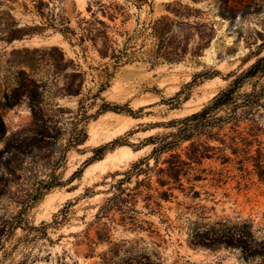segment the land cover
I'll return each instance as SVG.
<instances>
[{"label":"rangeland","instance_id":"rangeland-1","mask_svg":"<svg viewBox=\"0 0 264 264\" xmlns=\"http://www.w3.org/2000/svg\"><path fill=\"white\" fill-rule=\"evenodd\" d=\"M31 1L0 0V36L2 29L9 28L13 22L28 26L40 24L38 18L26 12V8L32 7ZM43 1L56 3L73 19L78 13L88 16L85 10L88 0ZM173 1L155 0L154 13L148 14V8H145L140 12V20L167 14L166 4ZM179 1L200 9L203 21L214 23L215 36L209 47L196 59L188 53L179 63H160L152 68L146 62H133L118 69L102 96L112 104L129 108L134 115L108 112L91 119L86 127V143L69 150L64 161L60 160L59 148L43 150L39 154L28 148L24 155L18 154V139L32 141L33 130L41 126L34 123L25 97L10 109L0 108L5 130L0 135V229L20 210L19 203L32 185L46 180L54 168L57 167V173L67 181L85 162L89 163L73 182L51 190L27 212L29 227L2 233L0 264H264L261 255L264 186L259 183L251 165L245 164L243 171L239 169L230 149L222 153L209 151L213 158L204 159L199 166L193 165L195 170L190 171L189 177L201 174L206 178L191 182L200 193L197 199H191L192 193L188 190L187 196L176 190L177 198L162 202L161 208L151 216L142 198L123 207L127 211L124 214L112 209L109 202L114 195L133 200L132 189L137 179L135 176L129 179L127 173L140 160L154 166V146L150 144L153 139L175 132L176 120L200 111L226 89L232 80L229 74L245 70L253 60L245 64L243 60L260 43V17L230 23L219 16L214 5L216 0ZM130 13L133 16L124 26L127 30L134 28L136 20L135 10L131 9ZM51 47L62 50L67 57H76V52L62 36L50 29L11 44L0 41V104L5 102L3 96H11L17 90L20 70L37 83L41 82L39 79L46 74L47 68L45 63L37 67L36 61L40 57L46 60ZM86 56V61L79 59L85 70L89 65L100 63L92 51ZM21 62H28L32 69L21 67ZM211 70L218 71L219 75L212 79L198 78L193 86H188L196 73ZM46 86L50 88L51 84L48 82ZM42 107L45 120L50 116L52 121L46 122L44 128L54 126L59 120L56 125L62 137L58 146L62 150L76 100L47 96ZM94 112L95 109L90 111L91 114ZM260 123L263 129L260 139L264 141V118ZM20 132L23 133L18 134ZM117 138H122L123 146H113L103 152L101 159L91 162L95 148ZM194 140L201 148L222 147L218 141L205 137ZM189 144L184 142L174 153L186 160ZM121 147L136 154L120 160ZM254 149L255 146L251 152ZM169 154L160 155L159 167L165 166L162 162ZM223 155L231 162L222 164ZM101 160L103 162L97 163ZM122 179L124 184H118ZM152 181L156 186L155 177ZM183 182L187 189L190 184L186 178ZM199 206L206 209L202 212ZM202 215L205 220L199 218ZM195 221L199 224L194 225ZM244 221L250 227V239L256 252L250 256L220 244L209 248L193 245L198 240L194 238V230L201 233L206 228L204 224L219 230H238L244 226Z\"/></svg>","mask_w":264,"mask_h":264},{"label":"trees","instance_id":"trees-1","mask_svg":"<svg viewBox=\"0 0 264 264\" xmlns=\"http://www.w3.org/2000/svg\"><path fill=\"white\" fill-rule=\"evenodd\" d=\"M191 1L197 3L199 0ZM154 2L155 0H88L85 9L88 16L83 17L78 13L73 19L54 2L32 0V7L26 8V12L38 18L39 25L28 26L13 22L9 28L2 29L0 41L6 44L16 40L23 41L26 36L31 37L50 29L60 34L76 52V57L70 58L57 47H51L46 60L40 57L36 61L37 67L45 63L47 68L46 74L39 79L41 82L37 83L29 78L24 70H20L17 90H14L11 96H3L5 102L0 104L1 109H10L25 97L34 123L41 124L33 130L32 141L28 142L27 138L18 139V154L24 155L28 148L34 149L38 154L43 150L52 148L53 151L59 148L60 160L64 161L69 150L77 149L86 143L88 138L86 127L91 119L108 112L134 115L129 108L112 104L102 96L121 67L133 62H146L153 68L160 63H179L188 53L195 59L202 56L215 36L214 23L203 21L200 9L183 4L179 0L166 4L167 14L150 20H140V12L143 9L148 8L150 15L154 13ZM214 5L219 16L230 23L238 19L256 17L262 19V34L258 33L261 37L260 43L247 55L243 63L253 61L245 70L239 73L231 72L229 76L232 80L228 87L215 95L200 111L176 120L175 132L153 139L154 142L150 144L154 146L152 150L154 166H149L148 161L140 160L127 173L129 179L130 176L137 179L132 189L133 200L121 198L119 195L109 199L112 209L116 208L122 214L127 213L123 207L142 198L145 202L144 207L149 211L148 215H154L156 209L161 208L162 202H170L177 198L174 194L176 190L186 196L188 194L185 192L188 190L192 193L191 199L199 198L200 193L195 191L196 186L191 182L205 181L206 178L201 174H193L192 177L189 175L190 171L195 170L193 165L199 166L204 159L213 158L209 151L222 153L225 149H230L234 160L240 165L239 169L243 171L245 164L251 165L259 183L264 186V141L260 139L263 130L260 122L264 118V0H216ZM131 9L136 12V20L134 28L127 30L124 26L133 16L130 13ZM89 51L98 57L100 63L97 66L89 65L85 70L79 59L86 61V54ZM20 65L32 69L28 62H21ZM217 75L219 72L216 70L198 72L194 75L192 84L188 86H193L198 78L212 79ZM48 82L53 90L51 87L47 88ZM180 94L181 92L177 97ZM47 96L76 100V109L72 120L69 121L67 138L62 150L61 146H58V141L62 137L60 128L56 125L59 120L54 122V126L44 128L46 122H52L50 116L45 120V110L42 107ZM186 100L187 97L184 98V101ZM93 109L95 112L91 114L90 111ZM4 132L0 116V135ZM21 133L23 132L18 134ZM196 137L216 140L222 147L201 148L197 145L198 141L194 140ZM184 142L190 143L186 151V160L181 159L178 153H174ZM123 145L122 138H117L99 146L93 150L94 156L90 160L93 162L101 159L105 150ZM253 146L254 153L251 152ZM164 153L170 154L162 162L165 166L159 167V157ZM221 159L222 164L231 162L229 157L224 156ZM88 164L85 162L67 181H63L56 167L47 175L46 180H40L32 185L19 203L20 210L9 223L3 224L0 236L3 232L9 234L18 228L29 227L27 212L51 190L73 182ZM141 175L144 177L139 180ZM153 177L156 186L152 183ZM185 178L190 184L187 189L183 182ZM212 181L216 179L212 178ZM118 184H124V180H119ZM198 208L202 212L206 209L204 206ZM199 218L205 220L203 215ZM193 224L199 223L195 221ZM204 227L206 228L201 233L194 230V238L198 240L193 245L209 248L220 244L238 249L245 256L256 253L250 239L251 230L246 221L238 230H219L208 224H204ZM2 239L0 237V248L3 245ZM261 244V255L264 258V242Z\"/></svg>","mask_w":264,"mask_h":264},{"label":"bare ground","instance_id":"bare-ground-1","mask_svg":"<svg viewBox=\"0 0 264 264\" xmlns=\"http://www.w3.org/2000/svg\"><path fill=\"white\" fill-rule=\"evenodd\" d=\"M63 45L65 46V47H67V45L65 44V43H63ZM122 118V117H121ZM122 124H123V122H122ZM120 126V125H119ZM120 150H121V152L119 153V156H118V158L120 159V160H124V159H127V158H129V157H131V156H133V155H135L136 154V152H132V151H127V149H124V147H121L120 148ZM101 162H103L102 160L101 161H99V162H97V163H101ZM96 163V164H97Z\"/></svg>","mask_w":264,"mask_h":264}]
</instances>
